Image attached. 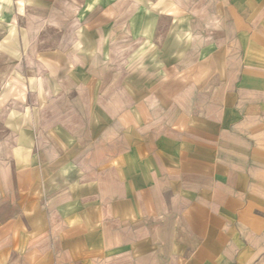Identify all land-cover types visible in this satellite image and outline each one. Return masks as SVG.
Wrapping results in <instances>:
<instances>
[{
  "label": "crops",
  "instance_id": "1",
  "mask_svg": "<svg viewBox=\"0 0 264 264\" xmlns=\"http://www.w3.org/2000/svg\"><path fill=\"white\" fill-rule=\"evenodd\" d=\"M0 20L67 33L0 36L46 100L0 120V264H264V0H0Z\"/></svg>",
  "mask_w": 264,
  "mask_h": 264
},
{
  "label": "rangeland",
  "instance_id": "2",
  "mask_svg": "<svg viewBox=\"0 0 264 264\" xmlns=\"http://www.w3.org/2000/svg\"><path fill=\"white\" fill-rule=\"evenodd\" d=\"M23 21L25 20L21 19L18 22L21 27H23L24 25ZM6 28H8V32L16 35L15 38L17 37L24 38L23 40L26 41L28 36L27 34H32L36 42L40 41L43 42L44 44L50 42L51 47H52V43L58 45V41L63 39L67 34L66 32L52 30V29L44 30V31L38 29L36 32L33 31L28 33L25 30L18 29V27L16 29H12V25H8L5 23L4 20H0V36L5 33ZM16 48L18 50L21 49L19 46H16ZM35 49H38V47H35ZM40 49L47 51L50 48L48 46H43L40 47ZM6 60L8 61L6 62ZM10 60H11L10 58H5L4 56H0V120L4 119L5 114L8 115L10 113V109L12 107H15L16 105H18V108L23 107V110L24 108L29 107L31 103L32 93L38 94L39 91L41 104H44L46 102L44 97L41 96L42 94L41 92H43L41 79L37 78V76L34 77L29 76L28 74H31V72L29 73L27 72V70H32L33 68L34 73L38 74V71L41 70L42 68L40 64L41 62L16 64L11 62ZM5 67L7 68L8 71V77H3L5 76L3 74L6 71ZM62 101L63 100L61 99V102ZM25 114H27L26 116L28 122H30V119L32 117L30 108H28ZM5 129H6L5 127L0 126V134L9 132L8 130L6 132Z\"/></svg>",
  "mask_w": 264,
  "mask_h": 264
}]
</instances>
